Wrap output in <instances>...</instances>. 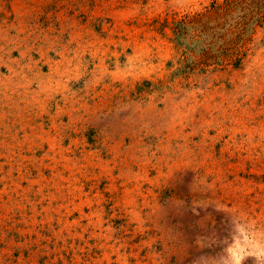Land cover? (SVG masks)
<instances>
[{
    "label": "rangeland",
    "instance_id": "1",
    "mask_svg": "<svg viewBox=\"0 0 264 264\" xmlns=\"http://www.w3.org/2000/svg\"><path fill=\"white\" fill-rule=\"evenodd\" d=\"M255 1L0 0V264H264Z\"/></svg>",
    "mask_w": 264,
    "mask_h": 264
},
{
    "label": "bare ground",
    "instance_id": "2",
    "mask_svg": "<svg viewBox=\"0 0 264 264\" xmlns=\"http://www.w3.org/2000/svg\"><path fill=\"white\" fill-rule=\"evenodd\" d=\"M247 244H248V242L245 240L242 233L236 234L233 237V240L231 242H229V249H230V251H229L230 253L228 256L229 261H233L234 259H236L235 257L238 254L242 253L244 247L247 246ZM259 248L263 249L264 247L260 246ZM235 261H233V262H235ZM235 264H238V263L235 262ZM261 264H263V263H261Z\"/></svg>",
    "mask_w": 264,
    "mask_h": 264
},
{
    "label": "trees",
    "instance_id": "3",
    "mask_svg": "<svg viewBox=\"0 0 264 264\" xmlns=\"http://www.w3.org/2000/svg\"><path fill=\"white\" fill-rule=\"evenodd\" d=\"M240 2H242V0H225V2L222 5H218L217 7L214 5L215 7H213V9H217V10L221 11L222 13L227 14V13H230V11L229 12H226L227 9L230 8V6H232V5H238ZM251 2H253L252 4L257 5L259 1H255V0L252 1L251 0ZM248 6H252V5H249L248 4ZM259 6H262V2L259 3ZM245 9H246V7L244 8V10Z\"/></svg>",
    "mask_w": 264,
    "mask_h": 264
}]
</instances>
